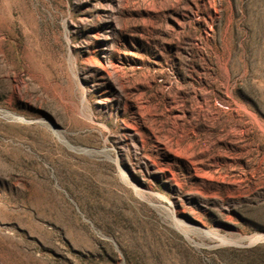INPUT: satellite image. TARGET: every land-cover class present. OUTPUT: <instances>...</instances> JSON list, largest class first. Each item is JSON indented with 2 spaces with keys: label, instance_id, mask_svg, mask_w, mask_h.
Listing matches in <instances>:
<instances>
[{
  "label": "rangeland",
  "instance_id": "374dc122",
  "mask_svg": "<svg viewBox=\"0 0 264 264\" xmlns=\"http://www.w3.org/2000/svg\"><path fill=\"white\" fill-rule=\"evenodd\" d=\"M0 264H264V0H0Z\"/></svg>",
  "mask_w": 264,
  "mask_h": 264
}]
</instances>
